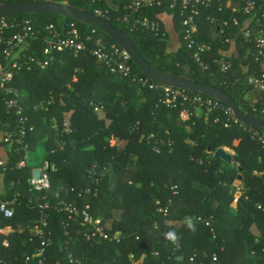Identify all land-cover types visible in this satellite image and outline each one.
<instances>
[{
    "label": "trees",
    "instance_id": "obj_1",
    "mask_svg": "<svg viewBox=\"0 0 264 264\" xmlns=\"http://www.w3.org/2000/svg\"><path fill=\"white\" fill-rule=\"evenodd\" d=\"M31 1L36 0H0V4ZM48 1L92 14L97 9L109 10L110 19L104 20L121 29L149 64L219 87L247 117H264V93H256L247 84L251 74L264 71V59L262 63L252 59L255 43L244 41L242 25H230L221 32L231 11L221 14L214 7L204 11L199 20L200 41L212 46L203 56L204 69L193 60L183 39L179 13L169 9L168 0L162 7L143 10L140 16L156 19L162 12L174 13L182 28L181 44L175 51L169 50L166 38L156 36L151 29L128 28L123 22L128 10L122 0ZM208 16L217 17L220 23H211ZM26 18L34 21L40 37L32 42L36 47L29 49V55L41 57L46 27L60 20L78 27L87 51L58 53L46 69L35 67L16 75L14 86L22 95L35 131L20 147L3 146L0 197L15 200L16 213L11 219L0 215V227L24 229L7 237V248L0 236V261L23 264L29 255L37 264L41 241L32 237L29 228L41 220L36 208V201L41 200L53 205L47 211L52 242L45 264H264V149L252 140L250 131L264 128L248 127L223 110L209 112L199 105L163 107L160 90L115 75L97 61L93 51L117 45L102 31L54 14H21L6 19ZM227 38L233 43H226ZM224 61L232 63L227 72L221 69ZM129 63L134 75L153 83L131 59ZM185 91L216 101L206 94ZM35 106L40 108L35 110ZM96 106L103 111L96 112ZM185 107L192 115L179 124ZM201 109L204 113L199 115ZM66 115L72 123L69 134L62 130ZM16 120L0 95L1 135L11 132ZM112 138L124 141L122 150L111 143ZM42 142L44 161L54 164L56 170L50 173L51 187L38 192L29 184L33 169L38 167L30 164V157ZM222 147L235 151L236 165L214 157ZM22 160L27 166L18 168ZM114 176L117 183H112ZM237 188L242 193L234 207ZM60 200L75 201L79 207L89 204V212L94 218L101 217L113 240L85 239L80 224L54 209ZM254 225L259 236L252 231Z\"/></svg>",
    "mask_w": 264,
    "mask_h": 264
},
{
    "label": "built area",
    "instance_id": "obj_2",
    "mask_svg": "<svg viewBox=\"0 0 264 264\" xmlns=\"http://www.w3.org/2000/svg\"><path fill=\"white\" fill-rule=\"evenodd\" d=\"M126 4L128 12L123 17V22L131 30L139 28L151 29L156 36L166 38L164 31L158 18L140 16L145 9H153L162 7L165 0H122ZM169 9L179 13L181 25L183 27V39L187 48L192 52L193 60L204 69L203 56L212 50L210 44L200 41V23L199 20L203 16L204 11L217 7V11L221 14L231 11L228 19L222 23L224 28L228 26L243 27V39L247 43H255V49L252 52V59L255 62L262 63L264 59V0H168ZM102 19H110V11L97 9L94 14ZM241 16L244 17L241 20ZM207 20L213 24L220 23V20L214 16H208ZM46 36L43 38L44 45L41 51V57L29 55V49L36 47L33 41L40 39L39 31L34 27V21L30 18L23 20L9 21L7 19L0 20V95L4 99L8 111H13L17 116V126L4 135H0V147L8 144L10 147H20L24 143V139L35 131V126L31 124L30 116L25 112L22 104V95L18 88L14 86L16 75L18 72L26 70L32 71L35 67L46 69L56 58V54L67 51L81 53L87 51V46L81 39L78 27L75 24L65 25L63 20L56 24H50L46 27ZM233 39L227 38L226 43H233ZM32 44V45H31ZM98 62L104 63L111 73L129 77L136 83L149 86L153 90H160L162 97L159 103L168 109L176 108L178 105L186 106L187 104L199 105L206 108L209 112L223 110L230 118L234 116L233 112L225 110L223 104L213 99L204 98L198 94L190 95L183 89L161 85L158 83H149L145 78H139L133 74L130 65V57L125 50L117 45H112L109 49L99 48L92 53ZM232 63L224 61L222 71L227 72L231 69ZM77 81V77H74ZM247 84L256 93H264V71L259 74H251L247 79ZM40 106H35L38 110ZM48 110V108H46ZM96 112L103 111V107L96 106ZM192 112L188 108H184L181 112V120H188ZM229 118V119H230ZM231 120V119H230ZM219 121L218 118L215 120ZM229 124H226L228 126ZM63 132L69 134L72 131V123L70 115H66L63 121ZM251 138L260 144L264 149V131L250 130ZM194 145V142H190ZM3 148V147H2ZM27 159V157H26ZM5 161L0 159V165H4ZM18 168L27 166V161L22 160L17 164ZM42 169L43 173L37 179L34 172ZM33 169V177L29 180V184L34 191H45L51 187L50 173L56 170L54 164L44 161L41 167ZM71 190H74L72 188ZM90 192V190H87ZM15 200H4L0 197V214L11 219L15 216L16 205ZM36 208L42 214L39 223L31 227L30 232L34 237L40 239V247L38 248L39 259L37 264H45L46 251L52 242L51 232L47 231L49 227L47 211L53 208V205L46 201H36ZM54 209L64 212L69 221L74 224H80L83 227L84 236L88 240H110L111 238L103 228L100 218H94L90 210V205L83 207L75 201H60L58 207ZM69 225V223L67 224ZM7 228H0L1 235H8ZM81 232V231H80ZM120 238H118L119 240ZM2 246L7 248L9 242L4 240ZM70 261L74 258L71 256ZM34 258L27 256L23 264H33ZM1 264H7L0 261Z\"/></svg>",
    "mask_w": 264,
    "mask_h": 264
},
{
    "label": "water",
    "instance_id": "obj_3",
    "mask_svg": "<svg viewBox=\"0 0 264 264\" xmlns=\"http://www.w3.org/2000/svg\"><path fill=\"white\" fill-rule=\"evenodd\" d=\"M21 14H54L64 18H71L97 28L108 35L118 46L127 52L132 62L142 73L155 83L178 89L194 91L206 94L224 105L233 112L234 117L248 127L264 128L263 118H250L243 114L236 101L223 89L211 84L201 83L184 76L167 73L149 64L136 49L128 36L119 28L111 25L104 19L70 4L36 0L31 2H9L0 4V20ZM210 152V150H209ZM235 154H229L224 149H218L214 157L231 163ZM42 169L34 172L35 178L39 179Z\"/></svg>",
    "mask_w": 264,
    "mask_h": 264
},
{
    "label": "crops",
    "instance_id": "obj_4",
    "mask_svg": "<svg viewBox=\"0 0 264 264\" xmlns=\"http://www.w3.org/2000/svg\"><path fill=\"white\" fill-rule=\"evenodd\" d=\"M157 18L159 19V21H160V23H161L164 31L166 32V35H167L166 36V40L168 41V44H169V50H171V51L177 50L179 48V46L181 44V40H182V38H181V32H180V29L182 30V28L180 27L179 20L176 18V16H175L174 13H170V12H162L160 15L157 16ZM222 53H223V51H222ZM233 55L234 56H237L238 55V51L233 52ZM245 69H247V67H245L244 70ZM0 135H1V133H0ZM111 143L114 144V145H116V146H118V148L120 150H122L123 145H124V141L120 140L119 138H112L111 139ZM2 147L3 146L0 147V159L4 160L5 155H4V150H3ZM40 147H44V143L43 144L41 143L40 144ZM222 148L223 149H230L228 147H222ZM38 167H41V166H38ZM38 167H36V169ZM117 181H118L117 177L114 176L112 178V183H117ZM61 182H62V186H64L65 183L63 181H61ZM3 186H4L3 175L0 174V188H2ZM65 194H67V192ZM118 215H119V213H118ZM98 218L101 219V217H98ZM37 224H38V222L36 224L32 225L31 227H34ZM31 227L29 228V232H30ZM0 228H2V227H0ZM3 228H7L6 231L8 232V235H1L0 234V236H3L4 237V240H7L8 242H9V240H8L7 237L10 234L17 233V232H19V231H21V230L24 229L23 227H19L18 229H16V228H13L11 226H5ZM252 231L254 232L255 235H257V236L260 235V230H259V228L256 225L253 226ZM78 233L80 234V230H78ZM30 234H31V232H30ZM51 235H52V233H51ZM32 237H34V236L32 235ZM34 238H37V237H34ZM51 238H52V236H51ZM84 238L87 239L85 236H84ZM3 241H2V243H3Z\"/></svg>",
    "mask_w": 264,
    "mask_h": 264
},
{
    "label": "rangeland",
    "instance_id": "obj_5",
    "mask_svg": "<svg viewBox=\"0 0 264 264\" xmlns=\"http://www.w3.org/2000/svg\"><path fill=\"white\" fill-rule=\"evenodd\" d=\"M198 113H199V115H202L204 113V111H202V109H201V110H199ZM183 121L184 120H179V124H182ZM42 144H43V142H42ZM221 149H223V148H221ZM224 150L229 152V154H235V151H233L232 149H224ZM44 158H45V149H44V147H39L35 152L31 153L30 164L39 166L44 161ZM231 163L233 165L234 164L236 165V162L234 160H232ZM236 185L239 186V183H236ZM241 193H242V190H240V188H237V192L235 194L236 196H235L234 207H236V202H237Z\"/></svg>",
    "mask_w": 264,
    "mask_h": 264
}]
</instances>
